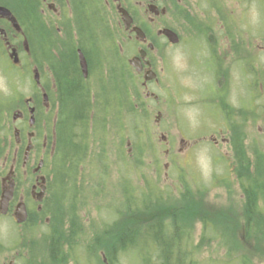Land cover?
<instances>
[{
    "label": "flooded vegetation",
    "instance_id": "obj_1",
    "mask_svg": "<svg viewBox=\"0 0 264 264\" xmlns=\"http://www.w3.org/2000/svg\"><path fill=\"white\" fill-rule=\"evenodd\" d=\"M201 2L211 3L215 12L203 9ZM256 14L258 30L251 28V23L256 24L252 22ZM65 57H72L77 74L73 81L65 80ZM234 68L241 74L237 80ZM262 69L264 0H0V204L4 190L12 188L5 213L0 211V225L6 229V236L0 238V264L42 263V238L37 242L34 236L42 234L43 223L52 232L60 228L56 216L63 193L57 171L61 160L70 161L72 166L76 162L79 168L84 163L101 167L105 161L86 152L89 132L78 145L70 146L79 148L74 155L69 151L71 157L61 146L58 120L66 114L63 106L70 100L69 85L89 101L88 116L100 117L106 109L104 87L110 82L107 76L114 74L134 86L135 106L141 96L142 110L151 108L153 114L156 111L155 125L142 130H161L160 103L168 109L166 102H173L180 90L183 96H192L195 104L202 94L192 85L203 77L207 90L201 105L211 103V115L227 118L232 129L233 115L228 116L229 110L219 101H225L235 82L248 88L262 87L264 75L253 77L250 73ZM185 81L189 85L183 87ZM176 85L179 90H174ZM160 92L166 97L164 103L159 99ZM250 92L249 106L244 110L260 112L261 105L254 106L259 91L251 88ZM110 101L117 108L118 101ZM228 126L223 125L211 136L215 145L231 144L222 135L224 131L228 133ZM88 129L92 131L94 127ZM81 132L73 131V139L80 141ZM160 138L159 144L169 145L176 137L160 133ZM180 144L178 151L173 147L164 151L166 179L176 159L192 150V144L188 148L182 137ZM72 173L74 176L75 172L68 170L66 175L71 179ZM52 177L55 184L51 183ZM82 188L76 190L70 183L65 189L69 205L61 223L68 243L79 246L101 242L107 226L102 214L106 208L96 204L102 196L94 193L99 200L91 204V200L84 199ZM20 207L25 213L22 223L16 217ZM91 207L97 217L89 223L85 221L87 227L79 217ZM134 213L130 224L137 228L139 218ZM226 228L232 229L229 225ZM201 253L195 250V264H201ZM76 260L71 256L66 262L78 264ZM101 261L108 264L102 256Z\"/></svg>",
    "mask_w": 264,
    "mask_h": 264
},
{
    "label": "rangeland",
    "instance_id": "obj_2",
    "mask_svg": "<svg viewBox=\"0 0 264 264\" xmlns=\"http://www.w3.org/2000/svg\"><path fill=\"white\" fill-rule=\"evenodd\" d=\"M200 5L207 11L212 10L211 3L206 4L205 2H201ZM200 5L198 4L199 7ZM212 11L215 12L214 9ZM256 16L257 18L252 19V22L256 24L251 23V28L254 30H258L260 26L257 25L259 17L257 14ZM90 26L93 27L92 24ZM107 34L110 35L108 32ZM111 65L113 66V63ZM234 70L235 68L232 71ZM250 73L253 77H258L261 73L264 75V69L251 71ZM234 77L236 80L238 77H241L240 72L234 71ZM108 80L110 82L106 83L104 87L105 91H107L106 100L104 101L105 106L106 101L111 99V93L115 101H119L118 97L125 93L131 99L132 107L136 110L134 115L135 122H132L133 124L128 123V118H130L129 112L131 111L125 110L124 107L122 108V116L118 118H115L116 115H113L111 111L109 113L104 112L105 118H95L94 124L98 128H94L89 132L90 138L88 144L85 146L87 148L86 152H90L94 158L105 161L101 167L94 163H84L79 168L76 162L72 166L70 161L66 159L64 161L61 160V164H59L60 168L57 169L62 177L61 185H65L64 188L67 187L68 190V185L72 183L76 190H81L82 184H84L85 187L82 188L84 199L91 200V204H93V200L98 201V195H100L102 198L100 202L96 203L97 205L102 204L105 208L111 207L113 211L117 209L120 213H123L125 210L122 206V202H124L123 184L127 186L130 184L132 188L135 187L132 191L138 192L136 198L138 204L134 207L142 208L143 206L140 205V202L147 199V196H151L150 205L148 204L149 206L145 205L144 207H152L150 209L152 214L148 217L139 218V225L136 228L143 233L150 225L156 222H160L163 227H157L158 233L161 232V229L164 230V228H167L169 231L172 230L168 216L171 217L176 211L174 209L185 200L184 196H188L189 205L195 203V200H200L207 210L213 211V214L231 211L228 214L232 216V220L237 216L236 220L232 222L234 225H238L235 238H237V242L240 245L235 248L236 251L238 250L237 252L234 251L235 253L230 254L228 247L225 248L223 245H220L221 240L219 238H211V231L203 230L201 218L198 219L195 216L192 220L191 229L190 225L188 223L184 225L183 221L180 222L183 224L182 228L178 227L179 225L173 227L177 233L180 232L177 238L178 241L179 239L180 241H185L184 246L179 242L180 245L173 252L174 258L176 257L179 264H184L185 262L186 264H190L191 260L195 258V250L199 255L202 250L201 256L199 257L198 255V258L202 261L201 264H230L226 259L227 254L228 258L231 255H233V258L236 256L238 258L245 257L249 262L248 264H264V238L258 245L255 239L261 234H256L253 229L251 231L248 230L249 234L247 233L243 218L244 193L234 173L235 148L244 150L245 155L249 157L251 168L256 156L264 164V110L261 112L264 109V85L262 87L258 85L251 87L257 90V92L259 91L257 93L258 98H255L254 106L259 108V105H261L260 112L257 111L255 113V111L247 112L244 110L249 106L252 92H250L251 88L243 84L240 85L238 82H235L234 86H231L233 91L225 95V101L220 99L219 103L224 104V108L229 110L228 116L230 114L233 115L232 129L227 125V118H218L211 115V111H209L211 103L209 106L205 104L201 105L202 97L207 90V87L204 85L207 82H205L203 77L199 81H194L196 85H192L193 87L197 86L199 91L201 89L202 94L199 101L195 103L196 106L193 104L196 100L192 96H183L184 92L179 90L180 86H173L174 90L176 88L179 90L178 97L173 102H166L167 105L169 103L168 109L161 103L159 105V108L162 109L161 130H142L144 127L155 125L153 122L155 121L156 111L154 110L153 114L151 108H148V110L145 108L146 111L142 110L139 102L141 96L135 102V104L138 103L137 106L134 105L132 93L135 88L129 82H127L128 86H126L124 81L114 74L107 76ZM187 84L189 85L188 82H183V87L187 86ZM222 88H224L223 84ZM139 92L141 93V91L138 90V96L140 95ZM165 98L164 93L160 92L159 99L163 103ZM207 98L210 99V97ZM187 102H190L191 105H187ZM111 107L117 110L113 104L110 105ZM113 113L116 112L113 111ZM223 125L229 127L228 133L224 131L222 134L223 137L231 140L229 146L223 143L215 145L211 140V136L216 135V132L220 131ZM117 126L123 127L118 128ZM134 126H137V128L133 130L132 127ZM95 129H101V132L98 131L100 132L98 133ZM160 133L176 138H173L169 145H166V143L159 144V141H161ZM180 137L187 140L188 148L191 144H196L194 145V150H189L176 159V162L168 173V179H166L163 164L167 162V157L164 155V151L166 148L171 149V147L176 148L178 151L181 148ZM76 149L79 150L78 147ZM76 149L71 150L73 155L76 153ZM66 156L68 158L71 157L69 151ZM103 165H105L106 173L104 172ZM50 167L52 168L51 174L54 175L55 169L51 166V163ZM68 170L75 172L74 176L72 173L71 179L66 175ZM76 173H78L79 177ZM68 179L69 182H67ZM51 183H54V177L51 178ZM67 190L65 191L62 188L60 191H64L62 194L68 195ZM94 193L98 195H94ZM253 193L256 196L257 214L264 219V185L261 184V181L257 183L255 181ZM65 199L67 203L68 198ZM64 206L66 208L68 203ZM158 210L164 212L157 213L156 211ZM109 212L112 211L105 209L102 212L106 220L104 223L108 226L112 223L114 225L117 219L114 213L111 215ZM96 217V211L91 207L88 212L80 214L79 220L85 226L87 225L85 221L89 223L91 219H95ZM209 217L213 218V215ZM130 225L135 228L134 224ZM78 226H80L79 222ZM134 228L133 230H135ZM123 230H117L114 234L117 233L116 236L118 237L123 233ZM54 232L55 230L52 232L50 226L43 223L42 234L34 236L37 242L42 238V248L45 251L44 258L48 259L45 264L49 262V245L55 241ZM143 233L141 235H144ZM165 234L168 236V233L165 232ZM13 235L14 238H17L15 234ZM5 236L6 229L1 224L0 238ZM11 236L12 234L10 233V238ZM246 240L250 242L245 244ZM92 247L91 243L90 245L84 244V246L74 245L72 254H70L71 246L69 244L63 245L62 243V249L64 248V252L66 251L68 255L65 252L64 262L60 259L61 261L57 264H72L70 261L66 262L71 256L73 260L77 258L78 264H102L100 252L104 250V246H100L93 251ZM144 251L150 254L152 249L145 250V247H143L142 253ZM92 252L93 254L91 255ZM111 264L137 263L135 258L128 254L127 251H117L111 258Z\"/></svg>",
    "mask_w": 264,
    "mask_h": 264
},
{
    "label": "trees",
    "instance_id": "obj_3",
    "mask_svg": "<svg viewBox=\"0 0 264 264\" xmlns=\"http://www.w3.org/2000/svg\"><path fill=\"white\" fill-rule=\"evenodd\" d=\"M26 7H29V4H25ZM32 16V14H31ZM65 65L63 68V72L65 73V80H75L77 78L76 70L73 65L72 57H65L64 59ZM126 84V83H125ZM126 86H128L126 84ZM63 87V86H62ZM67 87V86H65ZM70 89V100L69 102H66L63 106V108L66 110V114H62L59 117L58 120V131L60 135V143L61 146H63L64 149H67L68 151H71V147L73 145H78L81 141L84 140L87 132H90L89 127L98 128L94 124V119L99 117H92L90 118L88 116V111L90 106H88L89 101H87V98L82 97L80 93L76 90H72L70 88V85L68 87ZM123 91V89H122ZM69 92V91H68ZM118 106L117 110L110 108L111 101L114 100V98L111 97L109 101H106L105 111L109 113V111L112 112L113 115H116L115 118H118L122 116V108L124 107L125 110H130L128 118V123L133 124L135 122V112L136 110L132 107L131 99L123 93L121 96L118 97ZM120 107V108H119ZM62 108V109H63ZM120 109V110H118ZM115 111L116 113H113ZM102 118H105V115L100 116ZM114 117V116H113ZM148 121V119H146ZM133 122V123H132ZM91 124V125H90ZM124 126V125H123ZM123 126H117L118 128H121ZM133 130L137 128V126L132 127ZM82 130L83 132L79 131ZM96 130V129H95ZM73 131H75L76 134L82 133L83 138L80 141L73 139ZM97 132L100 131L96 130ZM98 132V133H100ZM121 135V134H120ZM119 135V136H120ZM75 140V141H74ZM116 143V141H115ZM234 146V142H233ZM263 161L256 156L255 162L252 165H250L249 157L245 155L244 150H238V148H235V166H234V173L236 175L238 183L242 186V190L244 193V213L243 218L245 220L247 233L248 230L251 231L253 229L256 234L259 235L255 240L257 241L256 244H260V241L264 238V219L258 216V210L256 209V196L254 192V185L255 181L256 183L258 181H261V184L264 185V166ZM105 167V166H104ZM106 173V170L104 171ZM67 174V173H66ZM62 180V177H61ZM123 191H124V202H122V206L125 208L123 213H120L117 211V209L114 211L111 209V207H106V210H111L112 212H109L111 215L116 217L114 225L109 224L110 226H106V230L103 233V239L101 242L96 241L92 243V251L99 248L100 246H104V254L107 258V263L111 264V258L113 255L118 251H127L128 254H130L133 258H135V261L137 264H179L176 260V257L174 258L173 252L177 250L178 246L185 244V241H178V235L180 234L175 231L173 227H176L179 225L180 222H184L186 225L187 223L190 225V229L192 227V220L195 216L201 218V223L203 225V230L211 231V238H219L221 240V244L225 248H229V253L233 254V252L236 251V246L240 245L237 242L236 236V229L238 225H234L232 222L233 220H236L237 216L234 217L232 220V216H230L228 212H219L218 214H213L212 210H207L202 202L200 200L196 201L195 203H191L189 205V198L188 196H184L185 200L179 204V206L174 209L176 210L171 217L168 216V221L171 222V228L172 230H168L167 228L161 229L160 233H158L157 227H162V224L160 222H156L153 225H150L145 232L143 233L141 230H138L130 225L132 218L135 216L136 212L138 218L148 217L152 213L150 212L149 205L151 202V196H147L145 200L140 202V205H142V208L138 207V210H131L130 208H134L135 205L138 204L136 193L132 191V189H135V187H131L123 184ZM65 185H62V188H64ZM64 193V191H63ZM130 194H135L133 197ZM138 195V192H137ZM65 194H61V197L58 199L59 209H58V215L57 217V224H60V228L55 231V241L51 242L49 245V262L53 260L50 264H57L61 260L64 262L65 260V252L62 249V243L63 245L69 244L71 246L70 254H72V249L74 248V245L72 243H68V237L67 233L63 230L61 223H62V215L64 213V210L66 211L64 205H66V199ZM127 196V197H125ZM65 199V200H64ZM149 204V205H148ZM69 205V203H68ZM145 205H148L147 207H144ZM67 208V207H66ZM117 211V212H116ZM157 213H162L164 211H156ZM120 215V218H119ZM213 215V218H210L209 216ZM125 217V218H124ZM121 220V222H119ZM232 220V221H229ZM127 221L129 223H127ZM114 222V221H113ZM218 223V226L215 225ZM139 225V220H138ZM232 228L228 229L226 227ZM218 227V228H217ZM133 228L135 230H133ZM163 228V227H162ZM123 230V233L119 235L118 237L116 234H114L117 230ZM234 229V230H233ZM168 233V236L165 234ZM143 233L144 235H141ZM164 233V234H163ZM249 234V233H248ZM167 236V237H166ZM262 236V237H261ZM203 238L205 239L204 235ZM202 238V239H203ZM180 242V243H179ZM188 242V241H187ZM250 242V241H248ZM247 240L245 244H248ZM148 243H150L148 245ZM184 246V245H183ZM66 247V246H64ZM145 247V250H151L150 254H148L146 251L142 253V248ZM227 250V249H226ZM44 249L41 247L40 253L42 254L41 264H45L46 260L44 255ZM228 252V251H227ZM234 252V253H235ZM67 253V252H66ZM93 252L91 253V255ZM68 255V253H67ZM109 255V256H106ZM236 255V254H234ZM55 259V260H54ZM61 259V260H60ZM227 262L230 264H248L247 258H238L237 256L233 258V255H231L228 258L227 254ZM184 260V258H182ZM185 261V260H184ZM183 261V262H184ZM211 262V261H208ZM214 263V262H211ZM47 264V263H46ZM186 264V262L184 263ZM191 264H195L194 259L191 260Z\"/></svg>",
    "mask_w": 264,
    "mask_h": 264
},
{
    "label": "water",
    "instance_id": "obj_4",
    "mask_svg": "<svg viewBox=\"0 0 264 264\" xmlns=\"http://www.w3.org/2000/svg\"><path fill=\"white\" fill-rule=\"evenodd\" d=\"M11 194H12V188H7L4 190L2 197H1V204H0V211L2 213H5L7 205H8V201L11 198ZM16 217L19 223L23 222L25 220V213L24 210L20 209L17 211L16 213Z\"/></svg>",
    "mask_w": 264,
    "mask_h": 264
},
{
    "label": "bare ground",
    "instance_id": "obj_5",
    "mask_svg": "<svg viewBox=\"0 0 264 264\" xmlns=\"http://www.w3.org/2000/svg\"><path fill=\"white\" fill-rule=\"evenodd\" d=\"M109 101V100H108ZM110 102V101H109Z\"/></svg>",
    "mask_w": 264,
    "mask_h": 264
}]
</instances>
